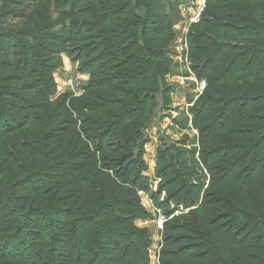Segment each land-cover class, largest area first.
Here are the masks:
<instances>
[{
	"label": "rangeland",
	"instance_id": "obj_1",
	"mask_svg": "<svg viewBox=\"0 0 264 264\" xmlns=\"http://www.w3.org/2000/svg\"><path fill=\"white\" fill-rule=\"evenodd\" d=\"M123 1L112 0L107 7L104 0H0V264H57L49 255L41 261L34 257L20 220L12 218L21 213L18 198L32 197L29 191L37 187L46 198L41 221L46 253L59 234L71 238L76 256L86 255L79 264H109V256L116 255L119 264H172L167 258L170 251L184 253L183 264H231L234 259H240L239 264H264V257L255 252L264 250V148L256 156L261 160L256 175L247 173L246 167L241 178L232 173L228 182L222 164L230 159H216L210 169L202 158L214 148L221 153L229 142L240 139L227 142V134L220 133L213 143L201 145L208 133L201 132L202 125H194V112L202 114L205 92L195 90L187 36L191 18L198 10L201 18L211 0H151V5L141 3L142 7L130 0L140 8L131 7L117 19ZM152 6L150 13L144 11ZM100 12L107 15L102 23ZM159 15L174 18L173 34L157 45L149 44L148 50L166 45L172 66L165 80L169 94H160L159 81L152 88L131 87L135 94L149 90L153 101L143 116L124 115L118 126L129 101L122 95L126 88L114 90L125 78L112 81V69L134 55H129L132 43L122 54L117 50L129 39L138 43L143 26L150 33L146 38L157 37L159 24L150 20L160 21ZM146 18L147 23L142 22ZM129 23L134 24L132 29L116 41ZM180 24L187 25L179 31ZM100 80L106 81L100 85ZM65 110L93 152L102 177L78 171L77 155L46 147V136L63 120ZM259 136L242 143L252 145L261 140ZM262 141L264 146V136ZM164 149L172 156L162 162L158 154ZM180 150L188 156V166L179 162L184 160ZM166 163L171 166L164 169ZM62 183L76 189L81 184L90 187L87 245L75 229L85 223V214H77L79 203L66 197L69 189H58ZM130 189L135 197L125 194ZM57 209L60 214L55 216ZM215 230L230 234L232 246L219 242ZM199 252H205L204 261Z\"/></svg>",
	"mask_w": 264,
	"mask_h": 264
},
{
	"label": "trees",
	"instance_id": "obj_2",
	"mask_svg": "<svg viewBox=\"0 0 264 264\" xmlns=\"http://www.w3.org/2000/svg\"><path fill=\"white\" fill-rule=\"evenodd\" d=\"M101 1L103 2V0ZM111 1L104 0L103 4L108 7L111 5ZM131 1L124 0L122 2L121 7L117 9V11L119 10L117 19L130 13L131 7L134 8L135 5ZM136 2L140 4H145L146 2L150 5L152 4L151 0H136ZM142 4L140 7H142ZM140 7L137 6L134 10ZM152 9H154L153 6L147 7L144 11L150 13ZM105 16L107 15L104 12H100L99 20L101 23L106 20L104 19ZM160 17V21L156 19L150 20L155 23L154 26L157 23L159 24V28L157 27V30H155L157 37L150 36L146 38L150 33H146V27L143 26L139 34L141 38H139L138 43H134L133 40L129 39L117 50V53L122 54L132 43L133 46L130 49L131 51H129V55H134L132 57H124L112 69V81L115 82L118 77L120 78L122 76L125 78L120 86L114 88V90L121 92L120 89L126 88L122 95L129 101V109L125 110L121 115V120L117 122L118 126H121L123 120H125L124 115L130 118L143 116L153 101V94L149 90H145L143 95H141L138 93L135 94L134 90H131V87L146 86L147 88H152L159 81L163 85L160 94L162 96H168L169 94V88L166 86L165 79L169 75L172 66L170 65L171 59H169L167 52L164 51L166 45L157 47V50L155 48L148 50L149 44L157 45L162 37V39H168V36L173 34L172 24L175 22L174 18L169 21L164 15ZM147 21L148 19L146 18L142 22L147 23ZM168 21L169 23L167 25H163V22ZM234 23H238L240 26ZM133 25V23H129L117 35L115 38L116 41L121 40L132 29H129V27ZM148 26L152 27V23L149 22ZM144 40L145 45L142 43ZM164 41L166 42V40ZM187 41L190 47V60L193 64L192 70L196 71L198 80L206 81V88L203 91V93L205 92V101L203 102L202 114H199L197 110L194 112V125H202L201 132H207L209 137V139L205 138L201 142V145L213 143L220 133L227 134V142L230 139H240L239 142H229L227 146H224L226 148L225 151L221 153L216 151L215 148L210 150L207 152L208 156L202 158L203 163L207 167H212L210 169H213L215 166L209 165L216 159L224 162L230 159L227 163L222 164L223 174L228 182H230L232 173H238L235 175L241 178L240 176L246 173V167H249L247 173L256 175L258 173L257 161H261L256 156H261L258 153L260 152L261 146L264 148L261 145L264 136V0H231L230 2H224L222 0L215 2L211 0L210 4H207V8L203 11L199 22L197 24H191ZM46 43L49 45L52 44L49 41H46ZM5 46L7 48L6 53L8 54L9 45ZM134 47L136 50L132 51ZM1 50L4 51L3 48ZM1 60L0 69H2ZM152 76H158V78L151 80L150 78ZM103 81L105 82L106 80H100V85L103 84ZM154 81L156 82L154 83ZM138 96H141V98H138ZM63 113V120L57 126L52 127L46 136V147L50 151L53 150L59 153L66 152L68 155H75V157L77 155L80 160L77 170L86 171L87 175L97 179L101 174L96 171L93 152L84 144L73 128V120L70 113L67 110ZM244 125H253V127L242 128ZM258 134H262V136H259L261 140H255L252 145H249L248 142L245 144L242 143L243 139L258 137ZM251 150L253 151V156L250 154ZM180 151L182 152L184 160H179V162H183L185 166L189 158L182 150ZM169 152V149H164L161 151V154H158L162 162H165L169 156H172ZM177 156L180 157L178 154ZM170 166V163H166L164 169ZM234 181H236V177ZM49 187H52V185ZM53 189L56 188L54 187ZM58 189H69L66 197L73 199L76 204L79 203L77 214L80 212L85 214L84 226L77 225L75 229L81 234L80 241L87 245L86 238L90 224L87 216L90 215L92 205L90 187L81 184V188L76 189L67 183H62V186ZM17 190V188H14V192ZM29 192L33 194L32 197L22 196L18 198L22 205L20 215H12L13 219L16 218V220H20L21 222L29 250L38 261L43 260L49 255L51 259L54 258L56 260L57 264H79L80 258H86V255L83 256L82 253L78 252L76 256L72 249L71 238L69 236L54 235L53 247L49 250L50 253H46L44 246L45 231L41 226V221L45 216L46 198L39 187L31 189ZM125 194L129 197L136 196L134 192H131V189L125 190ZM63 198L65 197L63 196ZM211 202L212 200L208 203L215 205ZM200 208L202 206L196 210ZM59 214L60 210L57 209L53 215L57 216ZM195 223L199 224L200 222L195 221ZM237 223L238 221L235 222V225ZM60 225L61 223L57 226L59 229L62 228H60ZM63 225H66V221H64ZM229 235L221 230H215L214 232V236L219 242H226L227 246H232L228 241L230 239ZM111 243L108 240V244L111 245ZM216 244L217 242H214V245ZM113 245L115 246L114 243ZM113 245L111 248L115 254L117 248H114ZM255 252L264 257L263 249H255ZM180 253L178 251H170L168 252L167 258L171 260L172 264H183L182 261H187V258H184V253ZM198 255L204 261L205 252H199ZM116 259H119L117 255L113 258L109 256V264H119L120 262ZM239 260L234 259L231 264H239ZM0 263L2 262L0 261Z\"/></svg>",
	"mask_w": 264,
	"mask_h": 264
},
{
	"label": "built area",
	"instance_id": "obj_3",
	"mask_svg": "<svg viewBox=\"0 0 264 264\" xmlns=\"http://www.w3.org/2000/svg\"><path fill=\"white\" fill-rule=\"evenodd\" d=\"M200 19V11L198 10L195 15L191 18L190 22L193 24L198 23ZM206 88V81L205 80H195V90L197 94H202L204 89Z\"/></svg>",
	"mask_w": 264,
	"mask_h": 264
},
{
	"label": "crops",
	"instance_id": "obj_4",
	"mask_svg": "<svg viewBox=\"0 0 264 264\" xmlns=\"http://www.w3.org/2000/svg\"><path fill=\"white\" fill-rule=\"evenodd\" d=\"M187 24H180L177 26V29H179V31H181L182 29H184L186 27ZM172 69V68H171ZM170 74V73H169ZM167 77H169V75L166 76V79L167 80Z\"/></svg>",
	"mask_w": 264,
	"mask_h": 264
}]
</instances>
